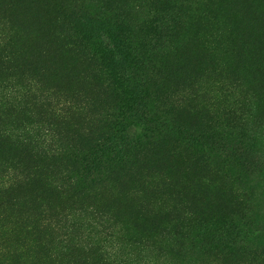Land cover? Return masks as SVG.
<instances>
[{
	"label": "rangeland",
	"instance_id": "1",
	"mask_svg": "<svg viewBox=\"0 0 264 264\" xmlns=\"http://www.w3.org/2000/svg\"><path fill=\"white\" fill-rule=\"evenodd\" d=\"M111 1L113 6L120 3L130 10L127 21L137 34L133 40L140 42L145 39L154 44V39L163 38L164 32L159 34L146 30V20L155 22L157 28L166 30L171 37L173 43L168 39L163 46L162 41L157 43L159 52L164 47L172 52V59L178 57L174 60L175 79L169 85H162L163 92L168 89L169 92L181 93L191 100L188 99L190 105L210 104L230 126L236 123L238 128L242 127L246 138L254 134V140L250 141L254 147L249 151L255 167L247 169L243 162V167H235L232 172L239 178L236 189L247 193V201L254 203L258 220L263 224L245 234L232 235L231 239L234 248L248 250L258 244L259 252L264 251V0H180L177 5L170 4L166 8L152 6L151 10L149 5L153 0ZM52 3L58 7L62 5L61 13L69 10L73 21L87 24L95 35L106 38L117 32L118 23L114 17L109 13V18L101 15L106 13L99 8L104 1L1 0L0 129H5V135L10 138L26 134L35 140L38 135L43 137L44 131L49 127L52 129L53 125L64 126L54 114L53 107L58 105L56 112H59L57 108L67 95L66 86L73 75L78 74L80 66L77 54L73 55L61 42V26L54 23L48 11ZM179 11L180 17L177 16ZM105 38L102 41H107ZM174 42H177L178 52H174ZM126 52L129 56L113 53V59H118L116 72L130 79L131 84L141 80L146 71L157 74L162 65L158 60L162 55L159 53L153 64L142 72L144 64L137 67L129 65L128 61L139 57V52L133 47ZM32 60L41 70L47 69L40 72L42 76L32 71L33 64H29ZM156 61L160 62L159 66ZM52 62L58 68L55 75ZM156 92L159 96L160 86L153 90ZM140 96L143 101L145 96ZM35 98H40V102ZM132 110L131 114L119 120L112 145L114 155L123 149L126 139L131 140L140 134V127L144 128L143 124L148 123L146 116L149 112L145 104L133 106ZM237 133L236 136L239 135ZM14 152L0 139L1 165ZM160 159H156L155 172L151 175L154 180L150 185L145 183V173L142 176L132 173L131 180H125L126 177L122 182L100 183L103 185L80 197L68 191L55 190L56 184H49L50 176L29 172L27 178L22 179L21 175H13L14 171L0 166V264H82L80 255L84 250L61 251L57 247L58 236H48L45 232L43 217L46 213L57 215L60 212L88 217L85 214L90 211L86 210L87 206L99 204L116 215V225L111 229L117 232L116 235L119 232L123 234L122 240L126 244L108 237L99 254L96 247L90 248L92 255L85 250L84 256L91 258L92 264H100V255L109 253L113 258L117 252L125 255L120 264H225L207 251L156 245L164 227L157 233L143 229L137 236L132 230L122 228L126 217H139L140 213L151 215L162 202L182 198L192 202L211 201L213 205L222 196L218 187H199L203 184L201 171L179 167L170 154L165 160ZM100 161L99 156L88 159L82 168L88 166L91 168L89 173L97 176L103 167ZM4 170L8 171L7 175L2 173ZM16 176L20 178L15 180ZM160 224L155 221L152 226L159 227ZM57 234L60 237L61 234ZM73 234L74 242L85 244H90L97 236H104L102 228L94 221L82 222L74 228Z\"/></svg>",
	"mask_w": 264,
	"mask_h": 264
},
{
	"label": "trees",
	"instance_id": "2",
	"mask_svg": "<svg viewBox=\"0 0 264 264\" xmlns=\"http://www.w3.org/2000/svg\"><path fill=\"white\" fill-rule=\"evenodd\" d=\"M103 1L105 3L99 5V8L107 15L104 12L101 15L108 17L109 13L118 23L116 34L106 38L95 35L87 24L81 25L73 21L68 14L69 10L61 13L62 5H50L49 15L55 24L58 22L61 26V42L73 55L77 54L80 66L78 74L73 75L66 86L67 95L62 105L57 108L59 112H56L58 105L53 107L54 114L64 126L53 125L52 129L49 127L44 131L43 137L45 135L46 138L38 135L35 140L26 134L10 138L5 135V129H0L3 137L0 139L8 144L10 150L15 151L12 156L4 159L3 168L14 171L13 175H21L22 179L27 178L26 174L29 172L38 176H50L49 184H56L53 187L55 190L68 191L80 197L88 190L103 185L100 183L108 185L114 181L122 182L126 177L125 180H131L132 173L141 176L145 173V183L150 185V181L154 180L151 175L155 172L157 157L165 160L170 154V158H173L179 167L188 168L189 171H201V189L218 187L222 196L213 205L211 201L192 202L177 197L178 199L167 203L162 202L151 215L140 213L139 217L142 218L126 217L122 228L125 231L132 230L137 236L143 229L157 233L164 227L160 240L156 239V245L207 251L209 255L225 264H264V251L259 252L261 249H258V244L248 250L234 248L231 239L232 235L245 234L246 231L256 230L263 224L258 220L254 203L247 201V193L236 189L235 184L239 183V178L232 172L235 167H243V162L247 169L255 167L249 151L254 147V143L250 144V141L254 140V134L246 138L242 127L238 128L236 123L230 126L210 104H207L208 108L201 103L190 105L189 98L181 93L169 92L168 89L163 92L162 85H169L171 80L175 79L174 60L178 57L172 59V52L162 47L166 39L172 42L171 37L166 30L157 28L155 22L146 20V30L166 34L162 33V39H154V44L145 39L140 42L133 40L135 32L127 21L131 15L128 7L120 3L113 6L111 0H99ZM179 2L180 0H153L149 10L152 6L166 8ZM163 11L161 10L162 13ZM179 14L180 11L177 13L178 17ZM91 17L93 21V13ZM103 38L107 41H102ZM159 41L163 42L162 52L157 50ZM174 43L175 52L177 42ZM130 47L139 52L140 58L136 56L134 61L128 59L129 65L131 63L141 67L144 64L142 72L153 64V59L156 60L159 53L162 54L159 55L161 58H158L162 65L159 66L160 62L156 61L159 66L157 74L146 71L141 80L131 84L130 79L117 73L115 66L118 67V59H113V53L129 56L126 51H129ZM29 64H33L32 71L38 76H42L41 71L47 70L45 67L41 70L34 60ZM52 67V73L55 75L58 68L53 62ZM156 78L158 79L155 80ZM158 86L161 89L159 96L158 92L153 93ZM141 94L145 96L143 101ZM35 101L40 102V98H35ZM138 104L146 105L150 119L147 115L148 123L143 124L144 128L140 127L142 132L131 140L126 139L123 149L114 155L112 145L116 138L115 130L120 125L119 120L131 114L133 106ZM233 131L239 135L236 136ZM96 156L101 159L103 167L101 173L94 176L89 173L91 168L82 167L88 159ZM7 172L2 171L6 175ZM14 178L17 180L20 176ZM86 210H90L85 213L88 217L84 214L83 217H75L62 212L57 215L46 213L43 217V228L48 232V236H58L57 247L61 251L72 253L73 248H79L81 252L84 250L80 255L82 264H92L91 258L84 256L85 250L92 255L90 248L96 247L99 254L108 237L120 240L118 242L122 245L126 243L122 240L123 234L119 232L118 237L117 232L111 229L117 221L112 210L107 211L100 204L88 205ZM81 221L85 224L94 221L96 226L102 228L104 236L95 237L90 244L74 242L73 231L76 226L81 225ZM155 221L161 223L159 227L152 226ZM57 233L61 234L60 237ZM82 245L85 247H81ZM103 256L98 258L100 264H120L125 257L120 252L115 253L113 258L109 253Z\"/></svg>",
	"mask_w": 264,
	"mask_h": 264
}]
</instances>
